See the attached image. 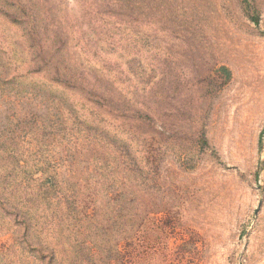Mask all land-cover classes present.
I'll return each instance as SVG.
<instances>
[{"label": "rangeland", "instance_id": "rangeland-1", "mask_svg": "<svg viewBox=\"0 0 264 264\" xmlns=\"http://www.w3.org/2000/svg\"><path fill=\"white\" fill-rule=\"evenodd\" d=\"M40 1L68 43L58 78L109 103L0 83V140L21 167L0 200L14 211L42 178L61 190L31 222L44 257L0 217V264H264V0ZM0 41L5 82L30 56L3 21Z\"/></svg>", "mask_w": 264, "mask_h": 264}, {"label": "trees", "instance_id": "trees-1", "mask_svg": "<svg viewBox=\"0 0 264 264\" xmlns=\"http://www.w3.org/2000/svg\"><path fill=\"white\" fill-rule=\"evenodd\" d=\"M40 3V0H0V21L8 24L23 39V47L30 56L29 63L31 67L26 73L13 70L14 72L11 79L5 82L2 81V78L7 79L6 77L8 73H10L9 67L15 65L16 62L14 59L7 56V51H5L2 47L4 44L0 41L1 86L6 87V85L2 84L8 83V85H10V83L14 82L15 84L19 85V87L28 86L32 89L35 87L38 93L42 95V98H39L40 102L45 103V101H53L55 98H57L63 105H65V108H71V106L67 104V101L71 100V93H68V91L65 90V88H69L77 92V95L82 96L83 104L87 102L91 106L97 105L98 108L101 106L102 109H104L103 106L109 102L105 98H97L96 94L91 93L86 89V86H90L89 82H87L88 79L82 78L83 80L80 84L81 86L77 90L75 84L72 86L71 84L65 82L64 79L58 78L57 72H60L62 68L67 69L69 66L63 60V54L66 53L68 43L64 39H62V41L56 39V33L49 24L46 15L44 16ZM42 53L47 54L49 58L47 60L44 59ZM50 71L52 72V76L48 77L53 82H50L52 85L47 84V82H45L41 76H36L46 75L47 77V74ZM12 89L13 88H11V90ZM8 90L6 91L8 92ZM50 97L55 98L51 99ZM34 118L35 116L32 115V120H34ZM97 118H102V116L96 114L94 118L92 116V119L94 120ZM9 119H13L12 116H10ZM100 127H102L100 123H90L85 126L84 132H86L87 135H98L100 132L98 129ZM104 132L106 133V131ZM10 144L11 141L8 139L5 141L0 140V192L4 191L2 188L3 178L11 174H18L16 173L17 169H21V167L18 166V158L16 159L15 156L12 155V148H7V145L9 146ZM7 160L8 164H6ZM131 166L135 167L133 164ZM134 172H136V169H134ZM41 180V186H39L42 189L38 188L37 190L35 188V190H31V195H29V198L26 199L27 202H20L19 204L17 203L18 206H16L14 211L7 210L5 208V205L7 204L6 201L0 200V217H9L10 222L12 221L14 226L16 224H21L19 226L20 229L23 230L21 231V234L19 233L16 241L14 242L15 245H18L19 248L23 249V251L28 250L29 253H41L40 256L44 257L41 250H49L50 248H47V246H45L46 244L40 243L43 240L40 239V233L36 231V228H31V222H34V215L37 212H46V210L53 205L54 199H58L57 197L60 195L59 191L61 190H58V188L55 190V186L52 185V182H50L47 178L44 180L42 178ZM65 194L66 192L63 191L61 195L64 196ZM4 195L5 194H3L2 197H4ZM67 196L66 203L70 198V196ZM7 197L9 198V195H7ZM118 197H121V194H118ZM77 202V196L73 195L72 202L66 205V212L69 213L73 208L75 209L74 206ZM125 209L126 207H123L122 205L120 211ZM83 213L85 214L86 218L92 220L96 215V210L94 211L92 217H90L91 215L85 212V210ZM47 225L50 227L51 223ZM95 230L97 232L101 231L100 227H94V231ZM0 250L4 249L0 247ZM51 255L54 256V254ZM46 264H50V261H47Z\"/></svg>", "mask_w": 264, "mask_h": 264}]
</instances>
